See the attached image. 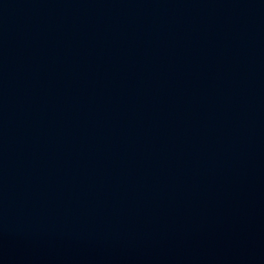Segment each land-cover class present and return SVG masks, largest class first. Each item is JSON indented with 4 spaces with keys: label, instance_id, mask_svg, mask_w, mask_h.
I'll return each mask as SVG.
<instances>
[{
    "label": "water",
    "instance_id": "obj_1",
    "mask_svg": "<svg viewBox=\"0 0 264 264\" xmlns=\"http://www.w3.org/2000/svg\"><path fill=\"white\" fill-rule=\"evenodd\" d=\"M0 264H264V0H0Z\"/></svg>",
    "mask_w": 264,
    "mask_h": 264
}]
</instances>
